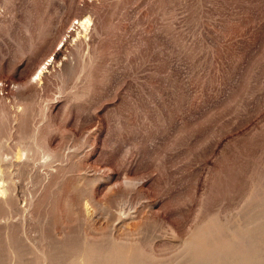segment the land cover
<instances>
[{
	"label": "rangeland",
	"instance_id": "374dc122",
	"mask_svg": "<svg viewBox=\"0 0 264 264\" xmlns=\"http://www.w3.org/2000/svg\"><path fill=\"white\" fill-rule=\"evenodd\" d=\"M0 264H264V0H0Z\"/></svg>",
	"mask_w": 264,
	"mask_h": 264
},
{
	"label": "bare ground",
	"instance_id": "6f19581e",
	"mask_svg": "<svg viewBox=\"0 0 264 264\" xmlns=\"http://www.w3.org/2000/svg\"><path fill=\"white\" fill-rule=\"evenodd\" d=\"M47 62H48V60H47L45 63H47ZM45 63H44V65H46ZM41 72L43 73V72H44V70L42 69V71H41ZM42 73H41V74H42ZM41 74H40V76H41ZM40 76H39V77H40Z\"/></svg>",
	"mask_w": 264,
	"mask_h": 264
}]
</instances>
